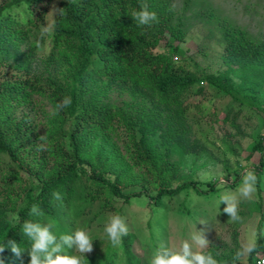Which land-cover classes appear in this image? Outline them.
Wrapping results in <instances>:
<instances>
[{
	"label": "trees",
	"instance_id": "trees-1",
	"mask_svg": "<svg viewBox=\"0 0 264 264\" xmlns=\"http://www.w3.org/2000/svg\"><path fill=\"white\" fill-rule=\"evenodd\" d=\"M49 1L0 0V67L11 68L10 73L0 70V244L14 240L29 248L20 228L29 219L51 224L59 236L86 230L109 211L122 214L136 195H145L150 205L183 195L177 207L182 211L193 193L212 202L221 189L235 188L241 183L236 170L231 181V173H225V182L180 175L185 157L204 149L193 136L188 111L198 107L209 88L238 103L229 105L221 119L235 128L222 138L231 153H236L232 137L243 134L236 123L243 106L262 114L263 131L245 156L251 160L258 154L253 165L257 199L237 208L239 217L257 213L259 230L264 222V39L223 23L219 32L226 68L193 71L180 44L191 17L184 8L176 13L170 0H62L37 69L32 52L21 46L44 20ZM142 3L156 13L157 22L139 26L132 18ZM204 14L193 17L210 20L212 15ZM64 97L72 103L57 111ZM43 101L49 112L41 122L36 110L45 111L37 107ZM20 108L31 109L18 115ZM54 192L62 199L54 200ZM33 203L42 217L28 216ZM229 219L234 247L214 233L201 251L218 264H258L262 239H256L245 263L237 259L240 222ZM137 241L128 230L119 246L109 242L83 264H147L146 246ZM152 248L153 254L158 247ZM2 255L5 264H21L10 249ZM28 259L25 254L23 264Z\"/></svg>",
	"mask_w": 264,
	"mask_h": 264
},
{
	"label": "rangeland",
	"instance_id": "rangeland-1",
	"mask_svg": "<svg viewBox=\"0 0 264 264\" xmlns=\"http://www.w3.org/2000/svg\"><path fill=\"white\" fill-rule=\"evenodd\" d=\"M62 0H50L47 4L44 20L37 23L35 32L29 38L26 44L22 45L23 51H31L33 54V64L42 68L40 64L41 57L47 51L48 35L40 37L41 26L51 25L54 17L58 12L59 3ZM185 0H170L174 11L178 14L185 9L189 27L185 39L180 43L184 50L186 58V67L196 71L202 69L206 72L218 73L226 67L221 59L223 44L220 38L219 27L223 23L238 25L253 35L264 39V0H189L187 7H184ZM206 13L203 17L211 14L210 20H203L194 16V13ZM208 13V14H207ZM176 58V57H175ZM180 59V56H177ZM5 73H10L11 68L7 65L0 67ZM1 74V72H0ZM236 77V76H235ZM238 80V79H237ZM116 93L113 94V98ZM125 97V96H124ZM37 107H43L41 113H37L38 120L44 121V115L47 116L49 104L43 101ZM238 103L230 100L222 94L216 93L209 88L202 100L199 101L198 107L188 111V116L192 121L193 136L197 137L204 145V149L199 153L189 154L185 157L180 167V175L185 179L201 180L204 183L218 179L225 182V173L230 172V181L234 179L232 174L234 170L239 175L245 168H252L258 162V154L251 160H246L251 142L263 131L262 114L252 108L243 106L236 123L239 125L242 135H234L232 141L236 148V153H231L222 143V138L226 132H234L235 128L229 122H222V116L229 105ZM38 107V108H39ZM238 109V106H236ZM31 109V108H30ZM30 109L20 108L18 115ZM34 113L31 112V118ZM117 143V141H116ZM119 143V142H118ZM117 143V144H118ZM241 184V183H240ZM235 188H223L213 196V201H206L202 196L193 193L186 203L187 210L179 211L177 207L183 200V195H179L178 200L164 199L160 205H150L146 203V196L143 194L134 196L130 203L123 207L122 214L115 211H109L104 218L94 221L93 224L85 231L93 240V252L103 250L109 240L104 232V226L108 218L112 215H120L128 227L137 236L138 246L145 245L144 253L151 257L150 247L159 246L166 243L170 247H178L183 241L188 240L191 243L192 234L202 231L208 240L214 233L218 234L228 247H234L231 230L232 226L227 220L230 218L223 212L225 204L219 205L221 194H231L236 197L237 208L244 209L240 205L243 201L249 205L253 199H257L256 190L250 200L243 199L239 196ZM264 189V178L262 180ZM204 198V199H203ZM25 200L19 201V206H23ZM14 218L15 213L10 212ZM259 216L257 213L240 216V228L238 253L244 252V249L256 242L260 237L264 247V222L257 229ZM196 250L195 246L194 249ZM73 255L82 256V254L73 251ZM91 253H86L85 257ZM263 252L258 255L263 257ZM247 253H244L240 259L245 263ZM82 259H84L82 257Z\"/></svg>",
	"mask_w": 264,
	"mask_h": 264
},
{
	"label": "clouds",
	"instance_id": "clouds-1",
	"mask_svg": "<svg viewBox=\"0 0 264 264\" xmlns=\"http://www.w3.org/2000/svg\"><path fill=\"white\" fill-rule=\"evenodd\" d=\"M132 18L139 26L150 25L157 22V15L154 11L148 10L147 3L140 5V10L132 13ZM52 32L51 25H42L40 29V37L50 35ZM72 103L71 97H64L56 105V110H63ZM40 139H44L41 137ZM43 147L42 145L40 146ZM257 176L252 168H245L241 173V184L237 191L243 199L250 200L255 193V185ZM54 200H61L60 193H52ZM219 205L225 204L223 212L230 219L229 221H239L240 217L237 213L236 197L231 194H221L219 197ZM44 215L40 206L33 203L28 211L29 217H42ZM21 232L30 243V247L22 249L14 240H7L6 243L0 244V264H5L3 253L5 249H10L15 257L23 264L24 256L27 254L28 264H83L82 257L85 258L86 253L93 251V240L89 234L83 229H76L71 234L55 235L52 231L51 224H41L33 220H25L21 225ZM104 232L113 246H119L122 238L128 234V227L125 220L120 215H112L108 218ZM191 243L188 240L183 241L178 247H170L166 243H161L147 264H218V261L209 253L205 254L202 249L208 245L202 231H197L191 236ZM194 246L196 250L194 249ZM255 245H249L244 252L237 254L239 259L244 253H251ZM66 249L74 250L78 255L65 254Z\"/></svg>",
	"mask_w": 264,
	"mask_h": 264
},
{
	"label": "built area",
	"instance_id": "built-area-1",
	"mask_svg": "<svg viewBox=\"0 0 264 264\" xmlns=\"http://www.w3.org/2000/svg\"><path fill=\"white\" fill-rule=\"evenodd\" d=\"M257 263H258V264H264V259H263V258L259 259V260L257 261Z\"/></svg>",
	"mask_w": 264,
	"mask_h": 264
}]
</instances>
